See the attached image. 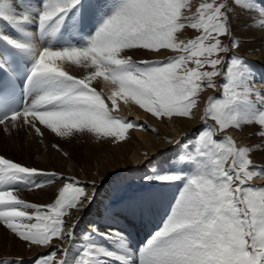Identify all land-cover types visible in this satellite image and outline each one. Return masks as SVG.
Masks as SVG:
<instances>
[{
    "label": "snow or ice",
    "instance_id": "obj_1",
    "mask_svg": "<svg viewBox=\"0 0 264 264\" xmlns=\"http://www.w3.org/2000/svg\"><path fill=\"white\" fill-rule=\"evenodd\" d=\"M236 20L264 31V0H0V126L9 134L118 144L131 129L159 134L113 115L119 102L162 123L196 119L200 94L218 93L193 134L167 141L172 157L144 174L123 208H106L80 232L103 181L84 183L0 153V225L45 249L30 264H264V183H255L264 163L254 159L264 152V87L252 63L230 50L240 46ZM188 29L198 34L183 39ZM136 52L163 59L137 60ZM101 80L113 86L107 98L97 91ZM246 127L260 143L241 146L229 134ZM45 185L50 202L18 195ZM167 189L162 224L134 241L129 218H143Z\"/></svg>",
    "mask_w": 264,
    "mask_h": 264
},
{
    "label": "bare ground",
    "instance_id": "obj_2",
    "mask_svg": "<svg viewBox=\"0 0 264 264\" xmlns=\"http://www.w3.org/2000/svg\"><path fill=\"white\" fill-rule=\"evenodd\" d=\"M243 24V20H236L233 22L235 36L240 42V46L236 49V53L252 63L258 78L257 86L263 87L259 81V76L264 74V31L248 30L243 27ZM164 53L165 55H169L166 51ZM134 54L136 55V58H140L137 60L154 59V56L149 53L145 54L144 52V54L141 53L140 55H137V53ZM156 57L160 58L163 56ZM112 90L113 86L103 80H101L100 84L97 86V91L101 92L104 98L110 96ZM106 102L109 104L111 103L107 100ZM119 109L124 114L128 113L130 115H136L143 121H149L147 122L149 129H157L159 134L157 135L152 131H137L138 138L142 142H138V139H134L131 135L134 143L128 145L123 142L122 143L125 145L120 143H100L94 136H79L82 139L80 143L76 144L74 141H69L67 142V147L68 145L70 146L71 143L74 150L78 149L77 145L79 144L80 146H85V159L82 160V158L80 160L77 158L74 160L71 157V153H69V149V156H65L63 153L52 148V144L54 143L50 141L48 134L44 141L41 142L39 137H36L34 133L26 129H21L20 131L14 130L9 134L8 132L3 131L2 126H0V153L13 159L19 158L17 161L25 165L42 168L47 171L63 172L76 176L84 183L95 180L97 184L99 182V186L103 181V185L99 187V191L97 193V197L99 196L103 205L96 207L93 204L92 207L87 210L86 214H84L85 218V216H88V213H91L90 215H92V218L97 220L103 215L106 208L111 207L112 209H119L121 207V205L112 206L110 203L114 200V197L117 196L118 186L120 183L124 181L126 182L125 178L140 179L142 177L141 173H139L133 165L134 162L138 161L141 163V161L152 155H154L157 160H164L171 157L172 151H170V149L174 150V148L173 145H170L167 141L178 139L182 132L187 133L196 126L195 120L177 121V119H175L168 121V124H165V122H157L154 118H148L146 115L147 113L145 114V112L138 107L133 106L132 108H129L124 105L123 102H119ZM253 132L254 129L246 127L242 131L231 130L229 133L239 144H241V146H244L261 142L258 136H253ZM95 150L96 152H94ZM130 152L132 153V156L128 159V153ZM95 153L98 154L96 158H94ZM90 158L96 162L94 166L89 164ZM254 159L258 164L264 163V152H257ZM131 161H133V163ZM145 172L148 173L147 170H145ZM113 173L114 175H111L110 179H104L106 176ZM115 176H118V182H115L116 180L111 181V184L108 185V189H104L103 186L106 183H109ZM24 190L27 189H22L20 191ZM134 193L129 194L128 197L132 196ZM18 195L27 203L35 201L37 204H42L51 200L53 189L52 186L45 185L42 189L26 191L20 194L18 193ZM127 200L128 199H126V202ZM164 214L165 205L163 204L160 196H157L151 205L150 211L144 217L149 219L151 216H156L159 220H162ZM72 222L74 221H69V223ZM81 230V224H79L77 232H80ZM0 244L2 246H7V249L4 250L3 253H0V260L7 258V262L11 258H27L45 251V249L30 247L29 250H25V244L22 243L14 234L4 231L3 225H0ZM63 246L67 247V241L64 242Z\"/></svg>",
    "mask_w": 264,
    "mask_h": 264
},
{
    "label": "rangeland",
    "instance_id": "obj_3",
    "mask_svg": "<svg viewBox=\"0 0 264 264\" xmlns=\"http://www.w3.org/2000/svg\"><path fill=\"white\" fill-rule=\"evenodd\" d=\"M192 2H193V4H197L198 2H199V0H192ZM198 33H195L193 30H191V29H188V30H185V32H184V37H182L183 39H190V38H193L195 35H197ZM222 41H223V43L225 44V45H228L229 44V40H228V37H222ZM230 50L232 51V52H234V53H236V48H230ZM164 52L166 51V53H168L169 55H177L178 53H173V52H170L169 50H163ZM137 53V55L139 54H144V52H136ZM145 54H146V52H145ZM148 54V53H147ZM238 54V53H237ZM136 55L134 54V58H136L135 57ZM154 59H163V57H160V58H157L156 56H154L153 57ZM136 59H140V58H136ZM105 92V91H104ZM218 95V93L216 92V91H214L213 89H206L204 92H202L201 94H200V99H199V107H198V109H195L194 110V114H195V116H196V119H188V118H175V119H177V121L178 120H185V121H187V120H195L196 121V126L194 127V128H192L191 130H189L187 133H181L180 134V136L178 137V139L183 135V134H189V135H191V134H193V129H196V128H199L200 127V124H201V120H200V117L202 116V114H203V110H204V108H205V105H206V101H207V99H208V97H210V96H217ZM108 97V96H107ZM143 111V110H142ZM146 114V113H145ZM113 115H118V116H121V117H123V118H125V119H128V120H139V121H141V122H143L144 124H146L147 125V122H149V121H143V120H141V119H139L136 115H130V114H124L120 109H119V111H117V112H114L113 113ZM147 116H148V118L150 117V118H153V117H151V115L149 114L148 115V113L146 114ZM199 118V119H198ZM155 119V118H154ZM174 119V120H175ZM156 120V119H155ZM157 122H160L159 120H156ZM168 121H171V120H168V119H165L164 120V122H165V124H168L167 122ZM208 123L209 124H211L212 123V121L211 120H209L208 121ZM137 131H142V130H140V129H131V130H129V132H130V138L129 139H127L126 141H124L123 143H125L126 145H128V144H131V143H134L133 142V139H132V137H134V139L135 138H137L138 139V142H142L139 138H138V132ZM230 134V133H229ZM49 135V138H50V141L51 142H53L54 144H59L62 148H63V150H64V152H67L68 153V149H69V153H71V157L75 160V159H82V160H84L85 159V157H84V153H85V146L83 147V146H80V144L79 145H77L78 146V149H76V150H74L73 148H72V143L70 144V146L68 145V147H67V142H69V141H74L76 144L77 143H80V141L82 140L81 139V137H79V136H76V137H74V138H72V139H64V138H59V137H55L54 135H52V134H48ZM131 135H132V137H131ZM220 135H223V134H220ZM53 139V140H52ZM132 139V140H131ZM234 139V138H233ZM234 140H236V139H234ZM65 141V142H64ZM77 141V142H76ZM135 141V140H134ZM122 142H120V144H122V145H125V144H123ZM135 143H137V142H135ZM95 145V144H94ZM112 145V144H111ZM107 147V146H106ZM67 148V149H66ZM95 148V147H94ZM110 148V147H109ZM94 152H96V150L94 151ZM95 156H94V158H96L97 156H98V154L97 153H95L94 154ZM132 156V153L130 152V153H128V159L130 158ZM34 158H36V157H34ZM170 158V157H169ZM17 159H19V158H15V160L17 161ZM154 159H156L155 158V156L154 155H152V156H149V157H147L145 160H143V161H141V163H139L138 161H136V162H134L133 163V161H131L132 163H133V165L135 166V168H136V170L139 172V173H142L141 174V176L143 175L144 176V174L146 173L145 172V170H147L149 173H151V171H152V169L153 168H155V167H158L159 166V162L160 161H162V160H160V159H156V160H154ZM149 160H151V162L152 163H148V161ZM96 162L94 161V160H92L91 158H90V162H89V164H91L92 166H94V164H95ZM39 179H41V180H43V179H45L44 177H40ZM118 176H115V177H113V179L112 180H110V182L109 183H106L103 187H104V189H108V185H110L111 184V181H115V182H118ZM125 180H126V182L124 181V182H122V183H120V185H119V187H118V195H117V197H116V200H122L123 199V196H125L127 193H128V195L129 194H132V193H134V191H136L137 189L139 190V188H140V186L144 183V181H143V177L140 179V182H137V180L136 179H126L125 178ZM139 181V180H138ZM142 183V184H141ZM255 183L257 184V185H260V184H262V183H264V176H260V177H258L256 180H255ZM98 184H99V182H98ZM97 184V185H98ZM139 187V188H138ZM26 191H32V190H24V191H19V194L20 193H24V192H26ZM130 191H132V192H130ZM130 192V193H129ZM128 195L126 196V199H128L129 197H128ZM118 198V199H117ZM48 202H50V201H48ZM32 203H35V201L34 202H32ZM43 204V203H42ZM99 205H103V203L101 202V200L99 199V196L98 197H96V202H95V204H94V206H99ZM90 217H92V215H90ZM86 218V219H85ZM85 220L83 219V223H80L81 224V228L82 229H85L86 227H88V221H89V217L87 218L86 216H85ZM4 231H6L7 233H10V234H13V233H11L9 230H7L5 227H4ZM25 246H26V248H24L25 250H29V246H27L26 244H25ZM7 249V246H2L1 244H0V253H3L4 252V250H6ZM35 255H33V256H30V257H27V258H11L10 260H8V262H15V261H23V264H30V261L33 259V257H34ZM7 260V258L6 259H4V260H0V261H6Z\"/></svg>",
    "mask_w": 264,
    "mask_h": 264
}]
</instances>
